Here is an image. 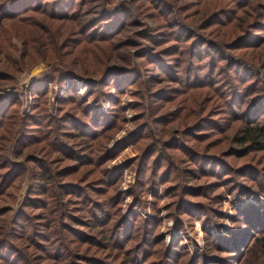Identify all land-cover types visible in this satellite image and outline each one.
Here are the masks:
<instances>
[{
    "label": "rangeland",
    "instance_id": "1",
    "mask_svg": "<svg viewBox=\"0 0 264 264\" xmlns=\"http://www.w3.org/2000/svg\"><path fill=\"white\" fill-rule=\"evenodd\" d=\"M26 5L0 22V264H68L66 247L78 264H264L263 240L241 262L222 246L263 234L244 216L264 215V149L241 155L224 101L264 100V0Z\"/></svg>",
    "mask_w": 264,
    "mask_h": 264
},
{
    "label": "trees",
    "instance_id": "2",
    "mask_svg": "<svg viewBox=\"0 0 264 264\" xmlns=\"http://www.w3.org/2000/svg\"><path fill=\"white\" fill-rule=\"evenodd\" d=\"M27 2L29 3V0H12V1L11 0H4L2 3H0V4H2V5H0V22L3 19H5V18L15 17V15H7V14H12V13H14L17 10H23V9L27 10L28 9V8H26L27 7V5H26ZM234 3L236 5H239V8H247L248 6H250L251 0H234ZM9 8H12V9L15 8L13 10L14 12L13 11L11 12L10 10H8ZM36 10H37L36 8L31 9V11H36ZM214 18H216V17L210 16V17H208V21L211 22V21H213ZM213 22H215V21H213ZM110 26L114 27L115 24L113 23ZM255 26H257L255 28H260V26H263V24L261 23V20L257 21L255 23ZM184 29H185L186 38H187L188 34L190 33L189 27L185 26ZM258 30H260V29H258ZM190 38H192V36H190L189 39ZM196 44H197V46L200 47V45H198V42ZM209 49L211 50V51L209 50V53H213V54L215 53V55H212V56L216 57L219 54V50L221 49V46L219 44H214L213 46L210 45ZM240 63L242 64L241 66L243 68H246V66H247V67L251 68L252 70H255V68L258 67L256 64L251 63V62L249 64L247 63L248 65H246V63L244 64L243 62H239V64ZM240 72L243 75L244 71H241L239 69L238 73H240ZM241 74H239V76L242 79ZM260 74H262V73H260ZM247 86L249 87V85H247ZM247 86L244 88V91H245L244 93L247 92L246 91L247 88H248ZM244 93L241 92L240 94H238V93L235 92L229 99L224 101V105H225L224 107L226 108L227 111L229 110L232 115L234 113V116H237V117L240 116L244 120V122H243L244 124L242 125L243 127L241 129V131H242L241 132V136L234 138L236 143L242 145V147H240L242 149L239 151L242 156L244 154L250 152V151H260V150L264 149V125L263 124H259V123L258 124L247 123V121H249V119L251 118V117H249V114L250 115L253 114L255 112L254 109H256V108L259 109L263 105L264 100L261 101V98L256 97V98H253L252 100L250 99V100H247V101H244V99H243V102H242V96H243ZM243 104H245L244 107H242ZM249 108H251V111H249L250 110ZM237 110H238V112L236 113ZM229 117H231V116H229ZM249 122H251V121H249ZM40 176L42 178H45V180L49 179L50 177H51L50 179H54V176L49 175L47 172H43ZM54 186H55V193H54L53 196H54V200L57 201L59 196H60L61 191H60V189L57 188V185L54 184ZM69 186L71 187V185H69ZM38 187H39V190H42V189H45L46 185L41 183V184H39ZM64 187L65 186H61L60 188H64ZM49 189H54V187H49L48 189H46V191L49 190ZM52 194L53 193H51V195ZM65 195L71 196L70 192L66 193ZM79 198H80L79 199L80 202H83V197H79ZM28 201H29V203H28L29 205H33L34 201H35V203L41 202L38 199H28ZM82 207H83V205H82ZM262 217H264V215H262L260 212L257 213L255 211L253 213L250 212V214H247L246 217L244 216V218L246 219L247 224L250 225V229L251 230H253V231L255 230L254 231L255 233L261 232L263 234H261L260 236H256L255 237V235H249V233H244V234H242L240 236V232L241 231H238V232L235 231V232L231 233V236L233 235V237L230 239V241H227L228 243L231 244V245H229L230 247H228L226 245V243L222 244V246L232 249V251H229V252H235V251L241 249L240 255L236 259L237 262H239V261L241 262L244 259V256H245L244 250H250L251 254H257L256 251H252L251 250V249H253V246H251V241L253 240L254 243H255V241H259V240H263L264 241V219ZM110 218H111V214L109 213V211L101 209V207L98 206V208L95 210V213H94V216H93L94 220H92L93 223L91 224V226L94 227L97 224V227H99V226L106 227ZM113 227L116 228V229L118 228L117 224H115V223L112 224L111 229ZM101 229H99V230H101ZM72 231L76 232L75 230H72ZM99 232L104 233L105 231H103V232L99 231ZM78 238L80 240H82V243L85 241V239H83L84 236H82V238H80L78 236ZM260 243H262V242H260ZM219 245H221V243ZM4 248L9 250L7 245H5ZM66 249H67L66 253H68V256H69V263L68 264H74V263L78 264L79 262H81V261L78 262V261H75V260L71 261V254L69 253L67 247H66ZM11 251H12V248H11ZM56 254L57 255H61L62 252L61 253L60 252H56ZM16 255H18V254H16ZM135 258H137V256H135ZM58 260H62V258L58 259ZM212 261H213V258H211V257H207V259H204V260L198 259V257H192L191 259H189V261L186 264H213ZM27 262L29 263V261H27ZM100 263L103 264V261H100ZM57 264H61V263H57ZM164 264H166V263H164ZM225 264H229V263H225Z\"/></svg>",
    "mask_w": 264,
    "mask_h": 264
}]
</instances>
